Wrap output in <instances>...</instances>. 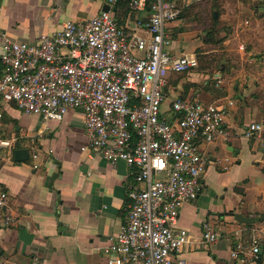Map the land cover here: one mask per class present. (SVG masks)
I'll use <instances>...</instances> for the list:
<instances>
[{
	"label": "crops",
	"instance_id": "1",
	"mask_svg": "<svg viewBox=\"0 0 264 264\" xmlns=\"http://www.w3.org/2000/svg\"><path fill=\"white\" fill-rule=\"evenodd\" d=\"M258 1L244 8L246 17L238 22L253 37L264 28L260 21L264 0ZM106 7L105 0H0V51L5 37L37 44L39 35L59 31L64 21H85ZM212 13L214 18L219 15L215 9ZM114 16L126 32L144 34L146 12H131L126 0H119ZM196 24L192 14L167 25L171 54L195 53L193 48L204 43L195 35L188 38L186 30ZM254 38L256 49L240 53L242 63L251 64L246 75L233 71L232 79L222 83L220 73L210 78L195 69L171 73L165 87L164 110L176 97L232 103L224 117L229 136L201 144L211 159L203 190L180 209L177 226L187 229L190 238L179 254L186 264H264L262 237L257 261L241 263L230 256L233 249L248 252L251 236H260L264 227V132L249 139L242 135L247 124L264 122V53L250 57L264 39L261 34ZM179 75L186 76L177 81ZM243 76L248 85L241 83L236 89L234 81ZM211 80L224 86L222 95L211 87ZM0 136L15 139L16 149H27L29 155L17 161L13 148H0V189L7 192L15 216L11 227L0 224V264H106L102 249L125 221L128 184L135 169L81 149L86 135L79 110H68L60 121H45L0 99ZM33 153H38L37 169L32 167ZM205 223L221 234L218 241L202 244Z\"/></svg>",
	"mask_w": 264,
	"mask_h": 264
},
{
	"label": "built area",
	"instance_id": "2",
	"mask_svg": "<svg viewBox=\"0 0 264 264\" xmlns=\"http://www.w3.org/2000/svg\"><path fill=\"white\" fill-rule=\"evenodd\" d=\"M105 1L108 10L85 21L66 20L59 31L39 35L37 44L5 37L0 99L45 121H60L68 110H79L86 135L81 149L135 169L125 221L102 249L106 264H186L179 254L190 238L187 229L177 226L178 216L204 187L211 159L201 144L229 136L224 117L232 103L176 97L163 109L169 75L199 65L196 53L168 51L167 25L185 6L200 0H129L131 12L147 13L141 35L118 25L117 0ZM263 132L264 122L255 121L242 135L249 139ZM13 142L0 136V148ZM31 158L37 169L38 153ZM0 224H15L8 194L1 189ZM260 234L251 236L248 252L233 249L230 256L241 263L257 261L264 227ZM220 237L209 224L203 225L202 244Z\"/></svg>",
	"mask_w": 264,
	"mask_h": 264
},
{
	"label": "rangeland",
	"instance_id": "3",
	"mask_svg": "<svg viewBox=\"0 0 264 264\" xmlns=\"http://www.w3.org/2000/svg\"><path fill=\"white\" fill-rule=\"evenodd\" d=\"M186 13L194 14L197 19V24L192 27L191 30L187 29L188 38L190 35L192 37L198 36L200 39L204 38V43L198 47L193 48L199 59V68L197 73L204 74V76L212 77L215 73H220L223 80L230 81L234 76L233 71L242 70V72L247 70L251 64L247 61H243L240 57V53H246L248 49H256L255 36L261 34L264 39V28L262 31L256 32L257 34L252 35V31L246 27L243 29L242 26H238V22L244 21L246 15L244 13V8L250 6L258 5L259 1L256 0L254 3L251 0H200L198 2H192L189 5ZM218 11V19L215 23L212 22L211 14L213 10ZM258 10V9H257ZM221 14V16H220ZM223 16V17H222ZM220 19H222L220 21ZM262 22V27L264 26V13L260 17ZM215 25V26H213ZM261 43V42H259ZM242 45V48L240 46ZM264 42H262L257 50L253 52L250 57L257 58L261 56L264 52ZM230 72H233L230 74ZM244 75V74H243ZM246 75V73H245ZM186 75L177 76V81L179 78H184ZM248 78H242L239 82L234 81L236 89L239 86H246ZM203 85V80L202 83ZM211 87L218 90V94L222 95L224 86L222 84L216 86V82L211 80ZM257 85V82H255ZM218 87V88H217ZM253 87V85H251Z\"/></svg>",
	"mask_w": 264,
	"mask_h": 264
},
{
	"label": "trees",
	"instance_id": "4",
	"mask_svg": "<svg viewBox=\"0 0 264 264\" xmlns=\"http://www.w3.org/2000/svg\"><path fill=\"white\" fill-rule=\"evenodd\" d=\"M118 3H119V0H117V3H116V5H115V8H116V6L118 5ZM126 4H128V8H129V0H126ZM193 5H195V3L192 4V5H189V6L184 7V8L182 9L181 15H179L178 18H182V17H185V16L192 15L191 12H190L189 14L186 13V10H187L188 7H191V6H193ZM115 8H114V9H115ZM211 19H212V22L215 23L216 20H217V17L214 18V14L212 13V14H211ZM117 23H118V22H117ZM118 25H119V24H118ZM197 57H198V56H197ZM198 63H199V59H198ZM198 68H199V65H198V67H197L196 70H198ZM178 74H180V73H178ZM213 79H214V78H213ZM165 89H166V88H165ZM164 91H165V90H164ZM15 143H16V142H15ZM15 143H13V144H15ZM13 144L11 145V149L13 148L12 150L16 149V145L14 146Z\"/></svg>",
	"mask_w": 264,
	"mask_h": 264
},
{
	"label": "water",
	"instance_id": "5",
	"mask_svg": "<svg viewBox=\"0 0 264 264\" xmlns=\"http://www.w3.org/2000/svg\"><path fill=\"white\" fill-rule=\"evenodd\" d=\"M104 10H108L106 7ZM14 159L17 161H24L28 159V150L24 148H17L13 150Z\"/></svg>",
	"mask_w": 264,
	"mask_h": 264
}]
</instances>
